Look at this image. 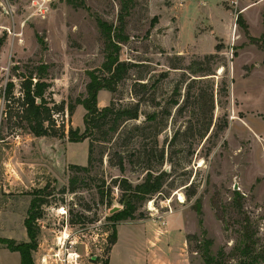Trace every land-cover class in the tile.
<instances>
[{"label":"rangeland","instance_id":"obj_1","mask_svg":"<svg viewBox=\"0 0 264 264\" xmlns=\"http://www.w3.org/2000/svg\"><path fill=\"white\" fill-rule=\"evenodd\" d=\"M33 1L0 0V71L9 66L14 84L10 102L0 93V234L29 240L27 209L46 190L35 264H105L122 221L120 210L110 213L123 206L121 182L152 170L166 173L164 185L127 220L180 213L192 264H206L207 240L211 264H238L247 244L264 264V48L253 43L264 32V0H136L119 54L132 67L115 91H99L98 104H139L140 117L115 130L109 117L80 142L68 134L85 135L77 100L106 60L97 17L119 25L121 0H53L46 16ZM45 64L55 124L38 136L22 84Z\"/></svg>","mask_w":264,"mask_h":264},{"label":"trees","instance_id":"obj_2","mask_svg":"<svg viewBox=\"0 0 264 264\" xmlns=\"http://www.w3.org/2000/svg\"><path fill=\"white\" fill-rule=\"evenodd\" d=\"M75 6L85 7L83 0H69ZM136 0H121V11L119 14V25L114 26L111 23L97 17L98 25L101 28L105 38H106V60L102 65V74L98 75L91 73V82L87 86V97L83 99H78L77 102L81 104L86 113L84 115L85 131L82 137H78V134L74 130L69 129V139L73 142L84 141L89 137L92 130L96 127H100L102 123L107 120V118L112 117L111 129H117L118 122L120 120L126 121L129 119H138L140 117V106L135 104L134 106H120L117 108L112 101V103L105 107H100L98 104V93L101 89H107L110 91H115L118 84L126 77L130 71L132 64L121 60L119 54L121 49V43L129 39V36L124 33V22L125 17L129 14L133 5H135ZM253 43L264 48V32L262 35L255 39ZM222 46L217 45V50H220ZM208 58L212 55L207 56ZM264 62V56H263ZM48 66L45 64L40 66L39 78L35 80L34 76H28L23 82V101H24V111L29 114L30 126L33 132L38 136H45L49 134L50 129L53 127L54 119L52 118L51 108L46 105L44 101L45 91L48 87V83L40 80L43 78ZM37 74V75H38ZM165 75V74H163ZM141 83V82H138ZM140 85V84H138ZM143 85V84H142ZM14 84L11 82L8 86L7 93L10 95L12 93V88ZM41 102H38V100ZM74 106H71L73 109ZM45 116H42L43 114ZM152 119L155 115L150 116ZM48 122L47 125L45 123ZM91 146L89 147L88 161L91 162ZM72 168L77 170H88L87 166L72 164ZM120 169L124 170V164L120 162ZM165 172L154 173L152 170L147 172L145 179L137 184L131 183L127 179H123L121 182V188L125 191V195L121 198L123 203V208L120 210L119 214L122 215L123 219L136 218V211L138 210V203L141 200L146 199L148 196L159 192L165 182ZM74 178L70 179V186L74 185ZM51 196L52 192H47L46 190L40 193L39 196H33L30 201V206L27 210V216L24 220V224L27 229V234L29 236L28 242H17L13 238L0 237V243L12 251H19L21 254L22 264H35V260L32 252L38 247V233H39V223L38 220L43 215L42 206L48 202V198ZM143 216L142 214L140 215ZM200 219V223H202ZM193 236L188 235V239ZM117 239V229L115 230L114 238L111 245L115 243ZM211 240L206 241L205 247V261L206 264H211L210 260L213 258L209 255V244ZM111 248V246H110ZM109 248V252H110ZM247 257L242 258L238 264H258V256L250 255V251H253L251 244H247L245 248L242 249ZM264 259V256H261ZM105 264H109V258L106 260Z\"/></svg>","mask_w":264,"mask_h":264},{"label":"crops","instance_id":"obj_3","mask_svg":"<svg viewBox=\"0 0 264 264\" xmlns=\"http://www.w3.org/2000/svg\"><path fill=\"white\" fill-rule=\"evenodd\" d=\"M187 226L180 213L164 216L163 220L157 217L122 220L110 248L109 264H192ZM0 237L13 238L14 234L9 231ZM0 264H22L20 252L0 245Z\"/></svg>","mask_w":264,"mask_h":264},{"label":"built area","instance_id":"obj_4","mask_svg":"<svg viewBox=\"0 0 264 264\" xmlns=\"http://www.w3.org/2000/svg\"><path fill=\"white\" fill-rule=\"evenodd\" d=\"M52 1L53 0H38V1L34 0L32 3L34 4V6H36L35 12L42 15V16H46V13L48 12V9L50 8ZM32 13H34V12H32ZM3 70L5 71L4 73H2ZM2 71H0V82H2L1 87H0V93L3 94V101L2 102H3V104H5V101L10 102L11 97L8 96L7 90H8V86L11 83L12 79L10 78L9 66L3 67ZM22 97H23V94H22ZM2 110H3V108H2ZM164 212L171 214L173 212V210L171 208H168ZM157 217L162 218L163 215H161L159 213V214H157Z\"/></svg>","mask_w":264,"mask_h":264},{"label":"water","instance_id":"obj_5","mask_svg":"<svg viewBox=\"0 0 264 264\" xmlns=\"http://www.w3.org/2000/svg\"><path fill=\"white\" fill-rule=\"evenodd\" d=\"M123 208V206H113L111 209H110V213L113 214L119 210H121Z\"/></svg>","mask_w":264,"mask_h":264},{"label":"bare ground","instance_id":"obj_6","mask_svg":"<svg viewBox=\"0 0 264 264\" xmlns=\"http://www.w3.org/2000/svg\"><path fill=\"white\" fill-rule=\"evenodd\" d=\"M182 199V198H181Z\"/></svg>","mask_w":264,"mask_h":264}]
</instances>
